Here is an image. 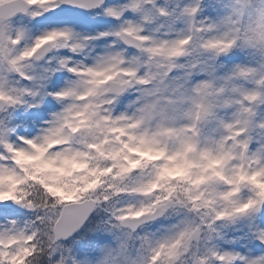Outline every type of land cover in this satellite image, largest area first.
Instances as JSON below:
<instances>
[{"label": "snow or ice", "instance_id": "obj_1", "mask_svg": "<svg viewBox=\"0 0 264 264\" xmlns=\"http://www.w3.org/2000/svg\"><path fill=\"white\" fill-rule=\"evenodd\" d=\"M0 264H264V0H0Z\"/></svg>", "mask_w": 264, "mask_h": 264}, {"label": "rangeland", "instance_id": "obj_2", "mask_svg": "<svg viewBox=\"0 0 264 264\" xmlns=\"http://www.w3.org/2000/svg\"><path fill=\"white\" fill-rule=\"evenodd\" d=\"M114 2L115 0H110V1H107L105 4L111 5ZM92 13H95V14L89 15L88 21H82V20L80 21V18L77 17V15H80V12H76L72 16H69V15L66 16L65 14H61V13L58 14L54 10L50 12H46L42 16L35 18L36 27L31 30V35L35 36L39 34V31L43 30L42 28L43 25L59 27V26H63L66 24L69 26H74V30L76 32H83V33L91 34L94 31L98 32V31L107 30L110 26L116 23V21L113 20L112 18L103 15L101 9L94 10ZM80 17H84V15H81ZM112 39L113 38L109 36L102 40L94 41L92 42L90 47H92L94 50H98L96 49L97 44L103 45L105 43L111 42ZM69 55H72V53H70L68 49H59V50H53L46 58L55 57V56H69ZM77 59H79V57H77ZM40 62L42 63L43 60ZM70 75L71 74H68L66 72H58L54 77V81L57 84H63V82L66 79H68ZM57 107L58 105H56L51 98H49L47 101V104L44 105L45 109H55ZM39 115L44 116V111H41ZM167 223L168 221L166 220H160L156 224H153L152 228L155 229L158 227V225H165Z\"/></svg>", "mask_w": 264, "mask_h": 264}]
</instances>
